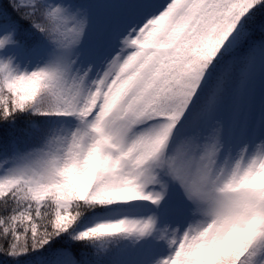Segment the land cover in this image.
<instances>
[{"label":"snow or ice","instance_id":"obj_1","mask_svg":"<svg viewBox=\"0 0 264 264\" xmlns=\"http://www.w3.org/2000/svg\"><path fill=\"white\" fill-rule=\"evenodd\" d=\"M104 3L0 0V264H264V0Z\"/></svg>","mask_w":264,"mask_h":264},{"label":"rangeland","instance_id":"obj_2","mask_svg":"<svg viewBox=\"0 0 264 264\" xmlns=\"http://www.w3.org/2000/svg\"><path fill=\"white\" fill-rule=\"evenodd\" d=\"M104 7H105V3H104ZM258 77H259V67H257V98L259 95V79H258Z\"/></svg>","mask_w":264,"mask_h":264},{"label":"trees","instance_id":"obj_3","mask_svg":"<svg viewBox=\"0 0 264 264\" xmlns=\"http://www.w3.org/2000/svg\"><path fill=\"white\" fill-rule=\"evenodd\" d=\"M101 8H104V0H102Z\"/></svg>","mask_w":264,"mask_h":264}]
</instances>
